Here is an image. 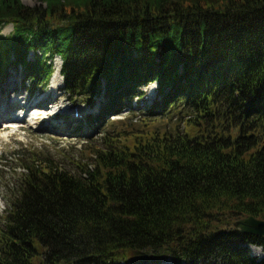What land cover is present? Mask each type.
Listing matches in <instances>:
<instances>
[{
	"label": "trees",
	"instance_id": "obj_1",
	"mask_svg": "<svg viewBox=\"0 0 264 264\" xmlns=\"http://www.w3.org/2000/svg\"><path fill=\"white\" fill-rule=\"evenodd\" d=\"M37 1L0 0V81L16 66L46 85L59 58L86 123L104 130L155 83L143 120L182 126L104 132L75 173L11 153L0 264H264V237L233 227L264 220V0Z\"/></svg>",
	"mask_w": 264,
	"mask_h": 264
},
{
	"label": "rangeland",
	"instance_id": "obj_2",
	"mask_svg": "<svg viewBox=\"0 0 264 264\" xmlns=\"http://www.w3.org/2000/svg\"><path fill=\"white\" fill-rule=\"evenodd\" d=\"M21 1L30 7L39 5L37 0ZM11 30V25L5 26L2 28L1 35L7 36ZM29 60H33L32 53L29 55ZM52 63L55 73L56 67L61 66V60L53 58ZM23 71V68L20 71L16 66H10L0 81V108L3 109L6 106L5 117L0 119V215L6 209L3 199L8 197L9 188L13 187L21 173L19 168L21 162L18 158L11 156L13 152L25 150L28 154L43 160H52L65 170L75 173L78 171L77 166L91 163L90 158L95 148H102L104 132L138 134L148 130L163 131L174 126L176 128L182 126V117L174 114L154 121L143 120L146 116L142 115L140 109L149 107L159 100L155 83L140 88L143 98L132 104L134 110L110 118V122L103 130L94 124L86 123V118L92 111L84 105L72 102L62 89V80L58 78L56 81L53 80L54 73L44 85L41 82L30 83ZM4 90H7V95L3 94ZM51 99H54L55 103L50 101ZM39 100L41 103L38 107H28L32 102ZM43 104H46L45 107ZM46 106L49 107L46 108ZM144 122H147L149 126H144ZM3 158L8 163L5 168L1 162ZM246 249L250 257L262 259L263 254L259 248L246 246ZM140 262V260L129 261L126 264ZM159 264L173 263L165 260Z\"/></svg>",
	"mask_w": 264,
	"mask_h": 264
},
{
	"label": "water",
	"instance_id": "obj_3",
	"mask_svg": "<svg viewBox=\"0 0 264 264\" xmlns=\"http://www.w3.org/2000/svg\"><path fill=\"white\" fill-rule=\"evenodd\" d=\"M233 227L242 234L264 237V220L252 216L234 222ZM138 260L141 261L139 264H149L150 262L145 254L135 252L132 261L137 262Z\"/></svg>",
	"mask_w": 264,
	"mask_h": 264
},
{
	"label": "bare ground",
	"instance_id": "obj_4",
	"mask_svg": "<svg viewBox=\"0 0 264 264\" xmlns=\"http://www.w3.org/2000/svg\"><path fill=\"white\" fill-rule=\"evenodd\" d=\"M59 72H60V65H58V67H56V70H55V73H54L55 75H54V79H53L54 81H56L58 79H61L60 76H59ZM3 94L7 95V90H4L3 91ZM46 100H49V99L46 98ZM50 101H52L53 103H55L54 99H51ZM50 101H48V102H50ZM39 103H41L40 100L37 101V102H32L31 104L28 105V107H30V106H37L38 107ZM45 105L46 104H43V107H45ZM48 107L49 106H46V108H48ZM5 109H6V106H4L3 109L0 108V119H2V118L4 119V117H5ZM38 119H39V117H38Z\"/></svg>",
	"mask_w": 264,
	"mask_h": 264
}]
</instances>
